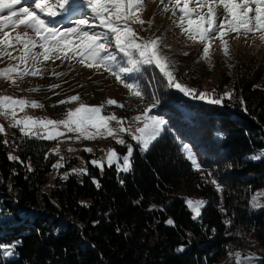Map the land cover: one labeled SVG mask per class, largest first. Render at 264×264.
Returning a JSON list of instances; mask_svg holds the SVG:
<instances>
[{
	"label": "trees",
	"instance_id": "16d2710c",
	"mask_svg": "<svg viewBox=\"0 0 264 264\" xmlns=\"http://www.w3.org/2000/svg\"><path fill=\"white\" fill-rule=\"evenodd\" d=\"M260 72L229 74L243 101L233 109L160 91L164 131L147 151L135 150L128 172L88 166L45 191L55 161L48 141L18 133V159L10 160L12 146L0 137V246L15 245L12 257L0 251V264H217L248 237L264 264V207L249 208L264 190V159L252 158L264 156V65ZM185 143L200 171L181 151ZM181 186L206 198L198 219L177 196Z\"/></svg>",
	"mask_w": 264,
	"mask_h": 264
},
{
	"label": "snow or ice",
	"instance_id": "6c2138e0",
	"mask_svg": "<svg viewBox=\"0 0 264 264\" xmlns=\"http://www.w3.org/2000/svg\"><path fill=\"white\" fill-rule=\"evenodd\" d=\"M195 2L201 8L207 7L206 15H202L195 8H189L188 0H167V2L161 0L163 11H172V16L176 17L173 23L181 29L182 34L186 35L189 40L198 38L203 44L205 58L209 56V42L217 35L223 45V54L229 55L227 42L223 39L225 26L237 33L242 30L245 35L258 33L259 39L264 42V0H239V2L237 0H211L210 3L209 0H204L203 3L201 0H195ZM143 3L144 0H31V4H29V0H0V55L6 54L11 59L19 60L17 65L0 69V77L11 79L15 83L13 74L20 79L29 75L42 76L43 65L46 61L79 58L78 62L86 67H95L97 70L102 67L110 75L115 76L131 95L142 100L144 98L143 89L136 82V77L131 74L140 73L145 65H154L167 79L169 87H175L185 96H191L193 99H206L207 93H197L195 89L175 80L171 61L163 54L159 37L145 39L129 23V21L145 23L137 15L143 7ZM18 5L19 7H17ZM37 10L39 13H43L47 19L42 18ZM177 10L180 13L179 16ZM193 14L196 20H193ZM221 15L223 21L217 22ZM57 21L62 25L61 27L57 26ZM20 27L30 30L31 35L29 31L22 33L16 31L14 39L23 45V54L19 57H12L11 53L3 51L2 46L9 45V32L5 29L15 31ZM97 28L101 31H96ZM37 48L41 51H34ZM110 49L114 50L110 51ZM117 54H122L120 63L116 62ZM20 65L24 67L21 69ZM53 74L58 77L63 75V73L55 72ZM58 86L53 85L52 87ZM230 97V93H225L219 99H208V102L221 104L224 98ZM78 99V96H70L67 100H61L58 103L63 105ZM158 104L159 99L156 98L153 103L146 105L141 114L132 118L134 125L130 122L127 127H125L123 119L117 118L114 114L107 117L102 116L101 110L104 105L89 107L83 103L74 109H68L64 113V118L60 120L33 119L32 117L17 119V106L22 111L25 105L39 108H42L43 105L36 101L16 99L10 96H0V115L10 120L11 127L19 128L24 136L30 138L31 135H35L38 139L54 140L57 135L65 134L57 131L61 126L68 133H79L75 137L77 140L81 138L92 140L106 134L112 137L118 145L127 148L126 154L122 156L115 149H109L106 161L108 166L111 167L115 163L117 171L128 172L131 170L134 147L132 144L126 143L120 134L127 133L143 151H147L161 135L163 126L167 123L159 115H150L152 109L156 108ZM107 105L123 107L112 99L107 101ZM5 108L10 109V113L3 111ZM112 120L117 123L116 129L109 127V121ZM34 125L44 129L45 133H31V127ZM89 129H96V132H91ZM100 129H104V132H100ZM3 133H5L4 126L0 125V134ZM68 139H72V137H68ZM4 143L7 144L8 141L5 140ZM52 151L58 154L59 148ZM86 151L91 152V149H86ZM181 151L194 169L200 171L202 165L190 146L186 143L182 144ZM252 158L264 159V156L254 155ZM9 159L16 160L18 157L9 154ZM120 160L122 163L119 162ZM91 163L98 167L101 166L99 161L94 160ZM77 171L86 172V170H73V172ZM208 175L211 176V173ZM93 183L99 187V183L95 179H93ZM211 183L215 184L217 190L222 192L223 189L215 179L211 180ZM81 203L83 204V202ZM186 203L194 213L193 219L199 217L201 207L206 204L205 201H193L191 198L186 199ZM251 203L254 208L264 207L259 204L256 197H253ZM83 206L87 207L86 204ZM166 223L174 225L172 220H168ZM177 250L183 251V247ZM0 251L5 256L14 255L15 245L0 246ZM234 255L237 264H241L242 259L251 264L254 259L253 255L242 258L240 252H235Z\"/></svg>",
	"mask_w": 264,
	"mask_h": 264
},
{
	"label": "rangeland",
	"instance_id": "374dc122",
	"mask_svg": "<svg viewBox=\"0 0 264 264\" xmlns=\"http://www.w3.org/2000/svg\"><path fill=\"white\" fill-rule=\"evenodd\" d=\"M165 2H167V0H165ZM203 2L204 0H201V3ZM210 2L211 0H209V3ZM237 2H239V0H237ZM29 4H31V0H29ZM17 7H19V5ZM169 7L171 8V5ZM188 7L195 8L197 11H200L202 15L207 14V7L201 8L195 0H188ZM38 14L41 15L42 18L47 19V17H44L43 13L38 12ZM88 15L90 16V13H88ZM137 15H139L145 23H132V21H129V23L139 32V35L145 39L160 38L161 50L171 61L172 70L174 71L175 80L177 82L191 89H195L197 93H207L208 96L204 100L219 99L224 96L225 93H230L231 97L224 98L222 103H227L232 109L233 107H237L238 104L243 105V103H241L240 88L230 84L232 82H230L229 74L237 75L240 72L245 73L247 76L251 74L252 78L257 73H261V68L264 65V42L259 39L258 33L245 35L242 30L237 33L229 30L227 26H225L223 39L227 42L229 55L225 56L223 54V45L220 37L217 35L216 38L209 42V56L205 58L203 56V44L198 38L189 40L186 35L182 34L181 29L173 23L176 17L172 16V11H163L161 0H144L143 7ZM177 15H180L178 10ZM192 18L196 20L194 14ZM149 21L151 23H148ZM220 21H223L222 15L217 22ZM56 23L58 27L62 26L59 21ZM185 27H187V24H185ZM5 31L9 32L8 39L10 46H2L4 53H11L12 57H19L23 54V45L15 41L14 37L16 31H20L21 33L29 31L30 35L31 31L23 27L15 31L11 29H5ZM96 31H101V29L97 28ZM112 50L114 49H110V51ZM34 51H41V49L37 48L34 49ZM185 53L187 54L185 55ZM121 57L122 54H117V63L121 62ZM78 60L79 58L52 59L46 61L43 65L44 70L42 76L29 75L20 79L13 74V79L16 81L15 83H13L11 79L0 77V96H10L16 99L23 98L27 101H36L43 105L42 108L25 105L22 111L19 106H17V119L32 117L33 119L50 118L53 120H60L64 118V113L68 109H74L78 107L79 104L83 103L89 107L104 105L101 110V115L107 117L114 114L117 118L123 119L125 127L132 122L133 117L142 113L146 105L153 103L154 100L158 98L159 94H161L160 91L167 93L166 95L173 93V97H171L173 101H176L174 97L186 100L187 102L191 100L198 102L200 100L193 99L191 96H185L175 87H169L167 79L154 65H145L142 67L140 73L131 74L136 77V82L139 83L140 87L143 89L144 98L141 100L131 95L129 90L125 88L121 82L117 81L115 76L110 75L109 72L105 71L102 67L99 70L95 67L89 68L80 64ZM17 64H19L18 59H11L6 54L0 55V69ZM23 67V65H20L21 69ZM29 67H31V65H29ZM53 72L63 73V75L58 77L54 75ZM224 72L228 75V83L224 82ZM259 83H257L256 86L259 85ZM53 85L59 86L52 87ZM150 90L153 92L151 96H149ZM70 96H78L79 99L63 105L58 103L61 100H67ZM109 99L119 102L123 107L107 105ZM159 106L160 101L158 106L152 109L150 115H159L164 118L162 114L158 113L160 110ZM3 111L10 113L11 110L5 108ZM10 123V120L0 115V125H3L5 129V133L0 134V137L3 141H8L10 146H12L10 148V154L17 157V146L14 144L16 137H18L17 134L19 133V136L23 138L30 137L24 136L19 131V128L11 127ZM132 123L134 125V122ZM165 125L163 126V131ZM21 127H23V125H21ZM109 127L116 129V121H109ZM49 130H51V128H49ZM57 131L64 132L65 134L57 135L54 140L38 139L35 135H31L33 139L48 141V152L55 157L52 173L49 175L48 183L43 187L45 191L54 184L56 178L65 179L69 175L79 176L84 173L82 171L73 172L74 169L87 171L88 166H92L98 168L100 172H102L104 166H108L106 161L109 149H115L121 156L127 152L125 146L118 145L112 137L106 134L104 136H97L96 139L92 140L84 138L77 140L75 137L79 135V133H68L63 126L57 129ZM89 131L96 132V129H89ZM100 132L103 133L104 129H100ZM31 133L44 134L45 130L34 125L31 127ZM68 137H72V139H68ZM120 137L123 138L126 143L133 145L134 152L136 149L140 153L145 152L135 141L131 140L127 133L120 134ZM56 148H59L58 154L52 151ZM190 148L193 151L191 146ZM86 149H91V152L86 151ZM262 153H264V151ZM94 160L99 161L101 166L98 167L93 165L91 162ZM119 162L122 163V160ZM113 165L116 168V164L114 163ZM176 194L184 199L187 208L191 212L192 218L194 213L187 205L186 199L191 198L193 201L206 202V198L189 193L184 186H181V188L176 191ZM253 197L257 198L259 204L264 205V190L257 191L250 197L249 208L251 211H256L262 207L254 208L252 206L251 201ZM203 207H201L200 213ZM36 211L39 213L41 209L37 207L34 212ZM34 212H32V214ZM2 216H0V219ZM196 219H198V217ZM235 252H240L242 258L253 255L254 259L251 261V264H258L261 261V246L254 238L248 237L244 243L232 244L219 259L217 264H237L234 255ZM241 264H249V262L242 259Z\"/></svg>",
	"mask_w": 264,
	"mask_h": 264
}]
</instances>
